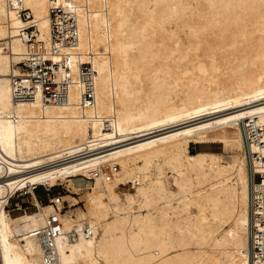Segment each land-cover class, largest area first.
I'll use <instances>...</instances> for the list:
<instances>
[{
	"label": "bare ground",
	"instance_id": "bare-ground-1",
	"mask_svg": "<svg viewBox=\"0 0 264 264\" xmlns=\"http://www.w3.org/2000/svg\"><path fill=\"white\" fill-rule=\"evenodd\" d=\"M72 1L78 41L62 49L74 53L71 83L56 103L25 94L18 64L33 50L21 29L32 23L47 44L48 6L65 0H0V264H251L250 186L264 178V0ZM172 23L190 30L187 40ZM189 142L239 152L225 161L190 153ZM163 168L175 191L159 180ZM59 182L85 193V213H62L68 195L39 204L33 186ZM127 183L134 193L120 195ZM18 191L37 211L10 215ZM52 216L61 225L47 248L39 234Z\"/></svg>",
	"mask_w": 264,
	"mask_h": 264
},
{
	"label": "built area",
	"instance_id": "built-area-1",
	"mask_svg": "<svg viewBox=\"0 0 264 264\" xmlns=\"http://www.w3.org/2000/svg\"><path fill=\"white\" fill-rule=\"evenodd\" d=\"M20 1V0H19ZM49 3L53 0H47ZM71 3V4H69ZM50 4V3H49ZM77 6L73 4L72 0H65L64 9L59 7L48 6L49 17L51 21L50 34L47 44L43 40H38L36 37L37 29L30 23L21 29V36L25 38L26 43L30 44L32 57L29 61L21 62L18 64L22 70L27 72L29 84L26 87L25 94L29 98L35 99L36 95L38 100L47 102L50 98L56 103L67 101V87L70 82L69 72L71 64V56L74 54L71 51H64L62 49L74 48L77 45ZM64 10L67 14V18L64 19ZM28 9H21L19 11V17L24 21L28 22L30 19ZM63 21L60 23L56 22V17L61 16ZM47 56L44 58V56ZM56 56L57 60L53 57ZM79 70L81 74L89 73L91 71L90 65L87 63H79ZM65 74V77L63 76ZM89 86L92 88V82L89 76ZM84 99L87 101L92 100V95L84 93ZM244 127V131H245ZM245 133V132H244ZM247 144L251 141L246 138ZM261 159L264 160V155H261ZM252 161V160H251ZM253 165V163H252ZM250 198H249V216H250V227H249V238L251 247V264H258L264 262V227L259 229L256 226V221L260 220L264 223V218H261V212H257V203L260 201L264 202V178L261 174H258V181L254 185L250 186ZM51 204L53 197L48 198ZM262 213H264V205L262 207ZM47 226L44 231L39 234L41 236L46 235L53 238L60 231L61 223L59 220L52 216L47 219ZM46 244L48 247L54 246L52 241L46 238ZM47 246V245H46ZM48 250V249H47ZM45 260L47 259L44 255Z\"/></svg>",
	"mask_w": 264,
	"mask_h": 264
},
{
	"label": "rangeland",
	"instance_id": "rangeland-1",
	"mask_svg": "<svg viewBox=\"0 0 264 264\" xmlns=\"http://www.w3.org/2000/svg\"><path fill=\"white\" fill-rule=\"evenodd\" d=\"M191 4L195 5L198 3L199 0H187ZM204 1V0H201ZM177 26V27H176ZM172 32L176 35L179 36L181 39L187 40V37L190 36V30H188L187 27H182L181 25H175L172 23ZM180 32V33H179ZM183 37V38H182ZM199 150H205V151H214V152H220L219 157L223 158L225 161H229L231 157L233 156L234 153L239 152V148L236 147H231V146H223L221 143H216V144H209V143H204V144H197L195 142H189L188 145V151L190 153H196ZM114 168H119L117 165L114 166ZM104 172L106 173L107 176L112 177L110 173V169L108 167L103 168ZM161 175H163L159 180L164 182L163 184L167 189L170 190H176L173 189V182H172V177H171V172L167 168H163ZM168 178V179H167ZM37 187L35 191H37L38 195H35L36 200L39 202L40 205H47L51 204L48 201V198L53 197H61V196H67L63 200V205L65 208L62 209V213H65L67 210H71L74 212L72 215L74 217L75 213H85V209L88 205V201L85 197V193L82 191L74 192L72 191V187H69L67 183H58L54 187L50 186H45V185H39V186H33ZM68 188V189H67ZM117 192L121 195L124 192H131L134 193V189L132 188L131 183L127 184H121L118 187H116ZM33 189V191H34ZM72 197L76 198V205H73L70 207V204L72 202ZM35 198L28 193H25V191H18L16 192L11 198L9 199L8 204L5 206L6 210L10 213L12 217L18 216L24 212L31 213L33 211H37V206L35 205ZM70 198V199H69ZM55 205V204H53ZM69 207V208H68ZM191 212H195V209L190 208Z\"/></svg>",
	"mask_w": 264,
	"mask_h": 264
},
{
	"label": "trees",
	"instance_id": "trees-1",
	"mask_svg": "<svg viewBox=\"0 0 264 264\" xmlns=\"http://www.w3.org/2000/svg\"><path fill=\"white\" fill-rule=\"evenodd\" d=\"M36 188H37V187H36ZM36 188H35V189H36ZM35 189H34V193H35L36 195H38V193H37V191H35ZM38 196H39V195H38Z\"/></svg>",
	"mask_w": 264,
	"mask_h": 264
}]
</instances>
